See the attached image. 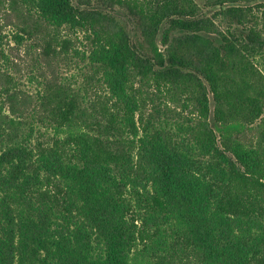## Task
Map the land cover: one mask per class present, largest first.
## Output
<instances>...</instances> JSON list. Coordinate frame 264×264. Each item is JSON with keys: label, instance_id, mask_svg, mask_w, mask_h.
Here are the masks:
<instances>
[{"label": "trees", "instance_id": "1", "mask_svg": "<svg viewBox=\"0 0 264 264\" xmlns=\"http://www.w3.org/2000/svg\"><path fill=\"white\" fill-rule=\"evenodd\" d=\"M95 1L139 46L110 12L0 0L2 60L13 21L81 72L31 107L0 71V264H264V2Z\"/></svg>", "mask_w": 264, "mask_h": 264}, {"label": "rangeland", "instance_id": "2", "mask_svg": "<svg viewBox=\"0 0 264 264\" xmlns=\"http://www.w3.org/2000/svg\"><path fill=\"white\" fill-rule=\"evenodd\" d=\"M198 1L201 5L205 2V0ZM72 2L77 7L110 12L122 25H126L130 36L139 46V31L123 10L107 9L105 6H102L100 2L95 0H72ZM261 2H264V0L257 1V3ZM1 25L5 26V21L2 20ZM3 31L1 35L3 36L2 42L3 48L6 51V58L4 60L0 58V71L7 72L12 76V87L15 85L14 88L20 91L23 96L32 97L31 107L39 105L38 95L43 94L44 90L50 86L53 80H58V82L71 85L74 88L79 86L81 72L73 67V65L67 66L64 62H60L59 68H57L58 73L55 75H51L48 72L46 64L42 63V65H40L41 60L36 48V42L28 40L25 37L22 41L17 42L15 39L16 32L14 31L13 21L10 25L5 26ZM80 37L82 39V36ZM78 46L82 48V45L78 44ZM160 48H162L161 45ZM76 61H78V59H74L73 62Z\"/></svg>", "mask_w": 264, "mask_h": 264}]
</instances>
